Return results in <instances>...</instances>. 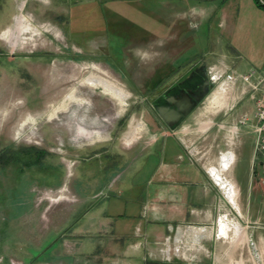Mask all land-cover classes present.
Wrapping results in <instances>:
<instances>
[{"label":"rangeland","instance_id":"obj_1","mask_svg":"<svg viewBox=\"0 0 264 264\" xmlns=\"http://www.w3.org/2000/svg\"><path fill=\"white\" fill-rule=\"evenodd\" d=\"M167 1L175 4L168 21L161 8L169 7ZM21 16L23 27L37 31H17ZM169 39L176 44L171 51ZM262 62L264 8L254 0H0V264H42L55 257L61 190H100L108 200L143 193L162 157L165 130L219 123L221 107L238 95L224 87L223 73L218 80L212 76L204 99L175 124L160 117V110L174 108L169 95L191 73L246 72ZM88 77L104 80L114 92L91 86ZM249 107L238 102L225 122L235 124ZM154 133L161 136L150 147ZM214 134L194 145L208 149L204 166L216 167L227 151ZM28 149L44 154L26 158L22 151ZM260 167L263 174L264 163ZM257 182L264 193V175ZM73 220L71 215L69 224ZM104 239L97 235L96 248ZM223 249V260L209 261L264 264L262 248L255 255L244 246L240 252L227 244ZM221 254L213 251V257Z\"/></svg>","mask_w":264,"mask_h":264},{"label":"crops","instance_id":"obj_2","mask_svg":"<svg viewBox=\"0 0 264 264\" xmlns=\"http://www.w3.org/2000/svg\"><path fill=\"white\" fill-rule=\"evenodd\" d=\"M167 5L175 9L174 3L167 1ZM169 7H161L167 21L175 14ZM184 20L188 21L189 17L184 16ZM229 20L232 26L234 19ZM23 21V16L16 19L17 31L24 28L37 31L29 24L23 27ZM186 27L190 28V24ZM177 35L182 38L178 45L182 50L183 34ZM173 41L176 43L175 38ZM173 41H167L168 51L175 49ZM155 46L161 47L158 43ZM221 58L222 64L226 63L224 66L230 69L223 55ZM186 61L183 59L176 65L173 61L168 67L173 69ZM228 68L208 76L209 81L218 80L223 73L224 87L238 91L230 107H221L219 123L183 128L179 125L165 130L162 136L154 133L150 147L159 142L158 136L162 138L163 147L162 157L149 175L150 188L125 200L119 197L104 199L100 190L63 189L59 192L54 230L60 233V247L52 260L42 264H213L212 261L218 263L226 256L224 244L231 252H240L243 246L253 255L258 248L264 250V193L257 182L263 175L260 164L264 163V153L261 154L263 161L251 165L253 134L250 122L240 123L242 117L250 121L253 115L251 92L238 79L248 70L233 69L232 73ZM226 75H231L232 80H226ZM88 78L106 83L99 78ZM218 100L223 103L222 97ZM243 101L250 105L249 110L242 112L235 124L225 122L235 104ZM212 131L216 144L219 142L227 147L226 153L220 154L216 167L202 164L207 155L206 147L194 146L199 140L209 139ZM167 141L172 142V150L166 149ZM71 215L74 220L69 224ZM64 230L66 233H62ZM97 235L105 236L98 248ZM213 246L221 249L220 259L213 257ZM228 262L240 264L239 260Z\"/></svg>","mask_w":264,"mask_h":264},{"label":"built area","instance_id":"obj_3","mask_svg":"<svg viewBox=\"0 0 264 264\" xmlns=\"http://www.w3.org/2000/svg\"><path fill=\"white\" fill-rule=\"evenodd\" d=\"M258 3L264 8V1L258 0ZM226 80H232L231 75H226ZM241 83L250 90L249 99L253 104V115L249 121L242 117L241 124L246 125L250 122V128L253 134V148L251 160H257L258 155L264 153V64L259 69H249L246 73L238 76ZM264 175V173H263Z\"/></svg>","mask_w":264,"mask_h":264},{"label":"flooded vegetation","instance_id":"obj_4","mask_svg":"<svg viewBox=\"0 0 264 264\" xmlns=\"http://www.w3.org/2000/svg\"><path fill=\"white\" fill-rule=\"evenodd\" d=\"M209 84L210 81L207 76L203 75L202 70L196 71L195 73L190 74L188 81H185L181 89H176L171 92L169 98L171 99V101L178 102L179 100H183V97H186L188 103H184V107H186L188 110L190 108L191 112L206 96ZM170 102L168 103L172 107L173 104H171ZM169 124L173 125L175 123L170 121Z\"/></svg>","mask_w":264,"mask_h":264},{"label":"water","instance_id":"obj_5","mask_svg":"<svg viewBox=\"0 0 264 264\" xmlns=\"http://www.w3.org/2000/svg\"><path fill=\"white\" fill-rule=\"evenodd\" d=\"M172 104L174 108L170 110L162 109L159 111L160 117L166 123H169L170 121L175 123V121L178 120V118L185 115L187 109L186 107L181 106V103L177 105L175 101H172Z\"/></svg>","mask_w":264,"mask_h":264},{"label":"bare ground","instance_id":"obj_6","mask_svg":"<svg viewBox=\"0 0 264 264\" xmlns=\"http://www.w3.org/2000/svg\"><path fill=\"white\" fill-rule=\"evenodd\" d=\"M86 81L88 84H90L91 86H94V87L97 85H101V87L103 88V91L106 93L112 94V92H114V90H112V88L108 87L104 82H99L98 80H96L94 78H88ZM116 96L118 97L119 100L122 98V96L120 94H116ZM180 103H181V106H184V103L187 104L188 103L187 98L183 97V100H179L178 102H176L177 105H179Z\"/></svg>","mask_w":264,"mask_h":264},{"label":"trees","instance_id":"obj_7","mask_svg":"<svg viewBox=\"0 0 264 264\" xmlns=\"http://www.w3.org/2000/svg\"><path fill=\"white\" fill-rule=\"evenodd\" d=\"M264 1V0H262ZM254 3L256 4V6L260 7V8H263L259 3H258V0H254ZM24 153V155L26 156V158H28L30 155L29 154H32L33 155V158H37V157H40L44 154L43 151H36V150H32V149H28L27 152H29L27 154L26 151H22Z\"/></svg>","mask_w":264,"mask_h":264}]
</instances>
